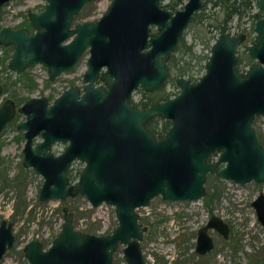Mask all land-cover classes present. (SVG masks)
Listing matches in <instances>:
<instances>
[{"label":"water","instance_id":"obj_1","mask_svg":"<svg viewBox=\"0 0 264 264\" xmlns=\"http://www.w3.org/2000/svg\"><path fill=\"white\" fill-rule=\"evenodd\" d=\"M7 0H0V5ZM89 0H47L39 13L30 12L35 28L2 27L0 43L12 44L9 66L23 70L43 62L54 78L75 63L90 45L85 92L71 87L47 106L45 96L31 97L20 106L27 118L24 165H33L44 176L41 199L84 194L93 204H113L117 225L107 234L80 231L73 213L63 207L64 221L47 249L31 239L23 251L30 264H111L122 244L127 264H148L141 240L147 226L136 208L160 195L169 200H193L205 194L208 172L238 183L264 181V147L252 122L264 116V0L255 12L256 35L245 50L257 64L238 71L237 48L245 33H220L211 46L205 71L196 81L178 77L180 92L174 97L139 108L128 102L133 88L154 90L167 75L166 61L180 36L201 7L202 0H187L175 12L159 0H112L96 21L70 27L73 15ZM154 24L156 32L150 25ZM68 40L67 43L63 41ZM108 88L94 86L102 65ZM2 87L0 85V91ZM15 114L6 99L0 105V130ZM159 115L170 120L164 134L149 132L145 122ZM43 130L44 140L32 147V137ZM55 139L69 144L57 156L47 151ZM218 151V157H208ZM79 157L86 165L77 185L67 187L65 170ZM220 163H224L218 168ZM264 226V192L252 201ZM227 237L226 221L216 215L198 228L196 251L213 247L208 228ZM11 223H0V258L11 247Z\"/></svg>","mask_w":264,"mask_h":264},{"label":"rangeland","instance_id":"obj_2","mask_svg":"<svg viewBox=\"0 0 264 264\" xmlns=\"http://www.w3.org/2000/svg\"><path fill=\"white\" fill-rule=\"evenodd\" d=\"M162 1L165 3L168 0ZM110 2L111 0L88 1L73 23L98 18ZM45 3L46 0H10L0 8V27L26 22L27 12L39 11ZM210 5L209 2L204 11L211 16H218V10ZM209 21V18H205L201 22L192 23L185 34L187 43L193 42L194 51L202 56L208 53L211 35L216 32L212 26L208 27ZM236 22L231 21L232 25ZM250 23L249 14H245L240 25ZM10 53V48L0 46V80L6 84L0 101L11 97L16 103H22L33 95H46L52 100L62 87L73 83L80 84L82 72L86 68L85 53L73 69L48 82L47 70L44 68H29L22 76L8 71L4 67V59ZM240 55H243L242 48ZM247 60L243 56L244 68L248 65ZM253 61L256 62L255 59ZM32 78L35 85L28 84ZM164 89L172 94L178 90L172 82H168ZM134 97L138 99L139 93H135ZM24 118V114H17L6 125L0 137V218L7 217L12 222L17 237L0 264H28L21 253V247L31 236H39L48 245L50 237L59 228L61 204L65 202L56 198L40 200L38 192L42 176L31 168L22 167L23 136L16 124ZM253 125L264 140L263 117L256 116ZM61 147V144L55 145L56 149ZM205 187L206 194L202 198L162 200L157 195L151 199V204L141 209V221L147 225L141 241L145 260L149 264H264V226L251 204L259 192L264 191V183L250 181L239 184L209 174ZM26 203L30 209L28 206L24 207ZM66 203L73 208L75 224L87 231L107 233L117 223L114 207L110 204L91 206L84 195L68 199ZM159 204L160 209H156ZM212 214L221 216L228 222L229 234L225 239L216 229L209 230L214 246L207 253L199 254L195 251L197 229ZM121 247H118L114 255L113 264H125Z\"/></svg>","mask_w":264,"mask_h":264},{"label":"flooded vegetation","instance_id":"obj_3","mask_svg":"<svg viewBox=\"0 0 264 264\" xmlns=\"http://www.w3.org/2000/svg\"><path fill=\"white\" fill-rule=\"evenodd\" d=\"M10 0H7V1H5L4 3H2L1 5H0V8L3 6V5H5L6 3H8ZM90 1V0H89ZM112 1V0H111ZM169 1V0H168ZM168 1L167 2H165V3H168ZM186 1L187 0H182V2H180L178 5H177V7L176 8H174V9H171V8H169V7H167L166 5H165V3L162 1V0H159V3H160V5L161 6H163V7H165V8H167V9H169V10H171L172 12H175V10H177V9H182L183 8V5L186 3ZM46 2H47V0H46ZM88 2V1H87ZM86 2V3H87ZM202 2H203V4H202V6L201 7H199V8H197L195 11H194V13H193V17H192V19L190 20V22H188V24L186 25V27H185V29H184V31H183V33H182V35L180 36V38H179V41H178V43H177V47H178V45H179V43H180V40H181V38L182 37H184V39H185V34H186V30H187V28L192 24V23H194V22H201V21H203L205 18H209V23H208V27L209 26H212V29H214V30H216V32L215 33H213L212 35H211V38H210V41H209V49H208V53L205 55V56H202V55H200V54H198V53H196L195 51H194V43L193 42H191V43H187V41H186V43L187 44H191L192 46H193V48H192V53L193 54H195L194 56H193V58H191L192 56H191V54L189 53H185L182 57V61H184V60H186V59H189V58H191V60H190V63L192 64L191 65V67L189 68V70H187L185 73H183V74H175V73H173V71L170 69V65H169V62H170V60H171V57L175 54L176 56H175V58L177 59L178 57H179V55H180V53H177L176 51H177V47H176V49L174 50V51H172L171 53H170V55H169V58L167 59V61H166V67H167V75L165 76V78H164V80H163V82H162V84L161 85H159L157 88H155L154 90H147V89H144V88H142L141 87V85H138V87H136V88H133L132 90H131V92H130V94H129V96H128V102L129 103H131V104H133L134 106H136V107H139V108H144V107H147V106H149L150 104H152V103H156V102H160V101H163V100H166V99H168V98H171V97H174L175 95H177L179 92H180V87H179V85L177 84V82H176V79L178 78V77H185V78H187L188 80H190V81H196V80H198L199 79V77L204 73V71H205V63L207 62V60L209 59V55L211 54V46H212V44L216 41V39H217V37H218V35L220 34V33H225V34H228V35H231V36H235V35H237V34H239V33H245L246 34V37H245V39L244 40H242L240 43H239V45H238V48H237V56H238V59H237V63H236V67H237V69H238V71H241V72H245L246 71V69L247 68H249L251 65H254V64H257V61L255 62V61H253V63H247L248 65H247V67H245L244 68V66H243V56L245 55V54H248L252 59H255L254 57H252L249 53H248V51H246L245 50V45L246 44H249V43H251V41L254 39V37H255V35H256V32H255V30H254V26H255V12L258 10V0H250V4H251V7H250V9L246 12V13H244L243 14V16L245 15V14H249V16H250V18H251V23L250 24H248V25H240V21H241V18L243 17V16H239L238 14H235L234 16H232V18H230V19H228V20H225V19H223L224 18V16H223V14H222V10H221V8L219 7V5H217L215 2H214V0H202ZM211 3V8H214V10H218V12L220 13L218 16L217 15H215V16H211L209 13H206V11H204V8H206V6H207V4L208 3ZM86 3H84V5L86 4ZM111 3V2H110ZM46 4V3H45ZM45 4H44V6H45ZM83 5V6H84ZM110 5V4H109ZM108 5V6H109ZM82 6V7H83ZM107 6V7H108ZM81 7V8H82ZM81 8H80V10H81ZM255 8V9H254ZM44 9V7L41 9V10H43ZM107 9V8H106ZM105 9V10H106ZM41 10H39V11H32V10H29L28 12H27V20H26V22H21V23H19L18 25H16V26H11V25H3V26H1L0 27V30H1V28L2 27H5V26H9V27H11V28H14V29H16V28H27L31 33L32 32H34L35 31V28L31 25V22H30V17H29V13L30 12H35V13H39ZM80 10L76 13V14H74L73 15V18H72V20H71V24H70V27H74L76 24H78V23H82V22H85V21H96L97 19H99L100 17H101V15L105 12V10H104V12L98 17V18H96V19H94V20H85V21H81V22H75V23H73V21H74V18L78 15V13L80 12ZM233 20H236L237 22H236V24L235 25H232V23H231V21H233ZM150 28H151V31L152 32H156L157 31V28H156V26L154 25V24H151L150 25ZM209 29V28H208ZM68 42V40H65V41H63V43H67ZM0 46L1 47H4V48H10V51H11V53L8 55V56H6L5 57V59H4V67L8 70V71H10V72H14V73H16L17 75H19V76H22V75H24L25 73H26V70L27 69H29V68H32V70H36V69H46L47 70V81L48 82H52V81H54V80H56V77L57 76H59L61 73H64V72H67V71H69V70H71V69H73L79 62H80V60L83 58V56H84V54L86 53V68L84 69V71L82 72V81H81V83L80 84H69V85H66V86H64V87H62L61 89H60V91L56 94V96L52 99V100H50L46 95H33V96H29V97H27L26 99H24V101L22 102V103H16V101L13 99V98H11V97H5V98H3L1 101H0V105L3 103V101L4 100H6V99H11L13 102H14V105H15V114H14V116L9 120V121H7L6 123H5V125L3 126V128L0 130V137H1V135H2V133H3V130H4V128L6 127V125H8L10 122H12L13 120H14V118L17 116V114H19V113H22V114H24V116H25V118L23 119V120H21V121H19L17 124H16V127H17V129H19V130H21L22 131V136H23V144H22V167H24V168H31V169H33L35 172H37V173H39L41 176H42V182H41V186H42V184H43V181H44V176L42 175V173L41 172H39V171H37L35 168H34V166L33 165H28V166H26V165H24V158H25V153H24V147H25V143H26V141H27V137L25 136V131H26V128H20L19 127V124H21L22 122H24L25 120H26V118H27V115H26V113H24L23 111H20L19 110V108H20V106H22L25 102H26V100L27 99H29V98H31V97H41V96H45L46 97V99H47V106H49L50 104H52L53 102H54V100H55V98L56 97H58L60 94H62L65 90H67V89H69V88H71V87H76L77 89H78V97H80L84 92H85V84L88 82V81H86L85 80V78H84V74H85V71L88 69V59H89V56H90V45L88 44V45H86L84 48H83V50H82V52L80 53V55L78 56V58L76 59V61H75V63L74 64H72L70 67H68L67 69H64V70H62L60 73H58L54 78H50V76H49V71H48V68H47V66L43 63V62H34V63H32V64H30V65H28V66H26L23 70H17V69H14V68H11L10 66H9V60L11 59V57L13 56V54H14V47H13V45L12 44H7V45H5V44H2V43H0ZM241 48H242V50H243V55H240V50H241ZM85 51H87V52H85ZM200 59V60H199ZM256 60V59H255ZM181 61V62H182ZM240 61H242L241 63H240ZM240 63V69L238 68V64ZM245 63V62H244ZM1 66V65H0ZM38 66V67H37ZM35 67H37V68H35ZM106 68H107V66H106V64H104V65H102L101 67H100V69L98 70V74H97V76H96V78H95V80H94V82H93V85L94 86H103L105 89H107L108 88V86H107V83H106V80L104 79V78H102V73L106 70ZM201 71V72H200ZM168 82H172L174 85H176L177 86V88H178V90H177V92H175V93H170V92H168V91H166L164 88H165V86H166V84L168 83ZM28 84L30 85V84H32V85H35V80L32 78V79H30V81L28 82ZM0 85H1V87H2V89H1V91H0V95L4 92V90H5V88H6V84L5 83H2V81L0 80ZM135 93H139V97H138V99H135V97H134V94ZM256 116H259V115H256ZM255 116V117H256ZM262 117H263V125H264V116L263 115H261ZM159 117H161V118H164V117H162V116H159V115H154L153 117H151V118H149L146 122H145V126H146V124H147V122L150 120V119H154V120H156V119H158ZM164 119H167V118H164ZM255 119V118H254ZM167 120H169V119H167ZM254 121V120H253ZM169 125H170V120H169ZM169 125L162 131V132H160V133H157V134H155V133H153V134H155L156 136H158L159 134H164L165 133V131L168 129V127H169ZM252 125H253V122H252ZM253 127H254V125H253ZM146 128H147V126H146ZM254 129H255V132H256V136H257V139H258V141L263 145V147H264V140L261 138V135H259V133H258V131H257V129L254 127ZM148 130V129H147ZM149 131V130H148ZM43 130H40V131H38L33 137H32V141H31V143H32V147L34 148L35 146H36V144L38 143V142H40V141H43L44 140V136H43ZM150 132V131H149ZM56 144H61L62 145V147L60 148V149H56L55 148V145ZM69 144V139L68 140H66V141H63V140H60V139H55L54 141H52L51 143H50V147L48 148V150L47 151H49V152H51V154L53 155V156H57V155H59L60 153H62L64 150H65V148H66V146ZM218 154H219V152L218 151H215V152H213L209 157H208V161H213V160H215L217 157H218ZM85 165H86V161L85 160H83V159H81V158H79V157H75V158H73L70 162H69V164H68V166H67V168H66V170H65V176H66V179H67V187H69V186H73V185H77L78 184V182H79V176H80V174H81V172H82V170L84 169V167H85ZM224 165V163H220L219 165H218V168L219 167H222ZM209 174H215V173H210V172H208L207 173V175H206V179H207V176L209 175ZM216 175V174H215ZM217 176V175H216ZM217 177H219V176H217ZM219 178H222V179H225V178H223V177H219ZM225 180H229V181H233V180H230V179H225ZM12 181V180H11ZM251 181H253V182H255L254 180H251ZM205 182H206V180H205ZM233 182H235V181H233ZM250 182V181H249ZM235 183H238V182H235ZM247 183V182H246ZM255 183H257V182H255ZM260 183H264V181L263 182H260ZM205 184V183H204ZM239 184H241V183H239ZM244 184V183H243ZM41 186H40V188H41ZM40 188H39V191H40ZM205 191H206V187H205ZM261 192H264V191H261ZM260 193V192H259ZM205 194H206V192H205ZM205 194H204V196H205ZM80 195H84V194H81V193H76L75 195H68L67 197H65V198H60V197H50V198H48V199H41L40 197H39V192H38V198L40 199V200H43V201H46V200H49V199H52V198H56V199H59L60 201H62V202H64V203H62L61 204V213H60V224H59V228H58V230L56 231V233L55 234H53L50 238H51V241H50V243L48 244V245H45L44 244V242H43V240H41L40 239V237L39 236H31V237H29L28 238V240L27 241H25L24 242V244L22 245V247H21V253L25 256V258H26V260L28 261V264H30V262H29V260H28V258L26 257V255H25V253H24V251H23V247H24V245L28 242V241H30L31 239H38L41 243H42V248L43 249H47L50 245H51V243H52V240H53V238L59 233V231L61 230V226H62V223H63V221H64V211H63V207L64 206H66L67 208H68V210L69 211H71L72 213H73V219H72V221H73V226H74V228L75 229H78V230H80V231H84V232H88V233H95V234H107V233H110V232H107V233H96V232H93V231H87V230H85V229H83V228H80L79 226H77L76 224H75V213H74V211H73V208L72 207H70L69 205H67V201H68V199H71V198H75V197H77V196H80ZM85 196V195H84ZM160 196V195H159ZM204 196H202V197H204ZM258 196V195H257ZM256 196V197H257ZM86 197V196H85ZM161 197V196H160ZM202 197H200V198H202ZM255 197V198H256ZM154 198V197H153ZM162 198V197H161ZM254 198V199H255ZM86 199H87V197H86ZM164 198H162V200H163ZM199 199V198H198ZM253 199V200H254ZM88 200V199H87ZM164 200H169V199H164ZM178 200H181V199H178ZM185 200H188V199H185ZM193 200H196V199H193ZM252 200V201H253ZM89 201V200H88ZM252 201H251V204H252ZM89 203L91 204V206H98V205H100V204H102V203H106V204H110V203H107V202H105V201H102L101 203H99L98 205H93L90 201H89ZM152 203V201H151V199H150V201L146 204V205H141V206H139V207H137L136 208V211H137V213L139 214V221L140 222H142L141 221V219H142V216H143V212L141 211V209L143 208V207H145V206H147L148 204H151ZM110 205H112L113 207H114V211H115V206L113 205V204H110ZM28 206V204L26 203L25 204V206L24 207H27ZM252 206H253V204H252ZM160 207H161V204H159L157 207H156V209H160ZM254 207V206H253ZM28 208L30 209V207L28 206ZM27 209V208H26ZM25 209V210H26ZM254 209H255V207H254ZM28 212V211H27ZM255 212H256V210H255ZM212 215H215V214H212ZM211 215V216H212ZM210 216V217H211ZM216 216H218V215H216ZM256 216H257V213H256ZM209 217V218H210ZM218 217H220L221 218V216H218ZM115 218H116V220H117V216H116V212H115ZM209 218L206 220V222L209 220ZM258 218V217H257ZM222 219V218H221ZM2 220H6V223H11V230H12V232H13V235H14V241H13V244H12V246L14 245V243H15V240H16V234H15V232H14V229H13V224H12V222L7 218V217H1L0 218V223H1V221ZM222 220H224V219H222ZM259 220V219H258ZM225 221V220H224ZM205 222V223H206ZM227 222V221H226ZM143 223V222H142ZM204 223V224H205ZM261 223V222H260ZM144 224V223H143ZM203 224V225H204ZM227 224H228V222H227ZM116 225H117V223H116ZM115 225V226H116ZM144 225H146V224H144ZM114 226V227H115ZM147 226V225H146ZM202 226V225H201ZM200 226V227H201ZM228 227H229V224H228ZM211 229H215V228H213V227H210V228H208V233H209V230H211ZM146 230H147V228H146ZM145 230V231H146ZM198 230V229H197ZM217 230V229H216ZM145 231L143 232V236H144V233H145ZM218 231V230H217ZM219 232V231H218ZM220 233V232H219ZM210 234V233H209ZM228 234H229V231H228ZM210 236H211V238H212V235L210 234ZM224 237V236H223ZM227 237H228V235H227ZM227 237H224L225 239H227ZM196 238H197V236H196ZM143 239V238H142ZM212 240H213V238H212ZM142 241V240H141ZM11 246V247H12ZM119 246H122L123 247V245L122 244H119L118 245V247ZM142 246V245H141ZM213 246H214V241H213ZM11 247H9V248H7L6 249V251L4 252V254L11 248ZM118 247H117V249H118ZM121 247V248H122ZM196 247V246H195ZM213 248V247H212ZM211 248V249H212ZM117 249H116V251L114 252V255H115V253L117 252ZM210 249V250H211ZM210 250H208V251H210ZM195 251H196V249H195ZM207 251V252H208ZM197 252V251H196ZM207 252H205V253H207ZM142 253H143V251H142ZM197 253H199V252H197ZM205 253H199V254H205ZM4 254L2 255V257L0 258V262H1V260H2V258H3V256H4ZM122 254H123V250H122ZM114 255H113V260H112V263L111 264H113V262H114ZM143 256H144V258H145V255L143 254ZM123 258H124V262H125V264H127V262H126V260H125V257H124V255H123ZM147 262V261H146ZM148 263V262H147ZM149 264V263H148Z\"/></svg>","mask_w":264,"mask_h":264},{"label":"trees","instance_id":"obj_4","mask_svg":"<svg viewBox=\"0 0 264 264\" xmlns=\"http://www.w3.org/2000/svg\"><path fill=\"white\" fill-rule=\"evenodd\" d=\"M180 2H182V0H169L168 3H165V5L171 9H174ZM214 2L221 8L222 14L224 16L223 19L225 20L232 18V16H234L235 14L243 16V14L246 13L251 7L250 0H214ZM192 48L193 46L191 44H187L184 37H182L176 51L177 53H180L179 57L176 59V55L174 54L169 62L170 69L173 71V73L183 74L187 70H189L192 65L190 63V60L195 55L192 53ZM185 53H190L192 57L182 61V56ZM244 56L248 59L246 61L247 63H253V59L248 54ZM241 62L242 61H240V63ZM240 63L238 64L239 69L241 67ZM168 125L169 120L161 117L156 120L150 119L146 124L147 129L151 133L155 134L162 132Z\"/></svg>","mask_w":264,"mask_h":264}]
</instances>
